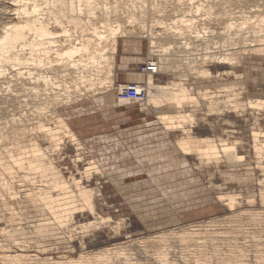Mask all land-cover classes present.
Instances as JSON below:
<instances>
[{"label":"bare ground","instance_id":"bare-ground-1","mask_svg":"<svg viewBox=\"0 0 264 264\" xmlns=\"http://www.w3.org/2000/svg\"><path fill=\"white\" fill-rule=\"evenodd\" d=\"M131 1L132 7L129 4L123 6V0H13L11 7L0 4V207L10 209L11 219L15 218L21 203L20 188L27 187L26 198L48 210L59 225L86 211L97 216L100 222L106 220L97 211V197L102 195L100 186H83L82 180L71 182L62 176L41 139L52 142L55 151L60 150L66 138L79 152L84 150L85 144L72 128V121L65 118L59 108L69 106L73 100L91 91L112 87L119 38L126 37L128 31L122 20L114 18L121 12L126 13L130 25L139 24L141 30L147 32L152 52L159 56V73L181 72L178 80L168 84L156 83L155 75L149 74L146 85L147 108L159 111L157 121L165 134L175 136L174 142L181 154L197 158L201 166L215 164L221 167L225 163L230 169L246 160V155L239 152V148L245 146L243 139L193 135L198 125V118L193 113L197 108L206 106L208 115L225 111L214 93H202L185 82L192 70L191 76L193 73L203 78L213 76L212 70L204 66L207 60L236 65L239 49L220 52V55L204 46L206 51L202 56L193 60L187 58L181 63L179 58L175 59L176 53L189 48L192 43L199 45L201 39L207 42V32L203 31L207 29L201 30L196 18L184 11L175 13L169 20L155 18L162 28L161 33H155L145 18H139L149 1ZM151 3L159 5V12L165 13L166 7L158 0ZM202 5L196 7V12L203 8ZM206 6L207 14L212 6ZM255 15L257 19L253 22L261 28L264 13ZM193 38L196 39L192 41ZM249 48L247 50L264 54V37ZM200 61L202 64L197 65ZM175 63H178L176 68ZM185 63L194 64L185 68L190 70L188 73L181 71L180 65ZM225 73L236 75L233 70ZM15 84L16 87L20 84L21 90L15 89ZM222 90L227 94L228 110L232 108L234 113L243 115L249 108L264 109V99H242L244 87L228 85ZM20 96L24 99H19ZM11 110L12 113L3 116ZM252 139L255 154L263 159L264 130L255 128ZM94 171L103 174L93 159L85 169L86 176L90 178ZM32 179H40L42 184L26 185ZM218 198L232 211L240 203V195L236 193L222 194ZM253 201L255 198L250 197L249 202ZM0 232L11 234L3 227ZM8 237L15 245L8 243ZM0 247V264H264V209L233 212L96 252H83L78 257L44 256L40 250L32 252L30 245L9 235L1 241Z\"/></svg>","mask_w":264,"mask_h":264},{"label":"rangeland","instance_id":"rangeland-1","mask_svg":"<svg viewBox=\"0 0 264 264\" xmlns=\"http://www.w3.org/2000/svg\"><path fill=\"white\" fill-rule=\"evenodd\" d=\"M130 1L123 0V6L129 4L132 7L133 1ZM148 1V6L151 7L147 6L144 14H139V18H145L155 33L162 31L154 21L155 18L169 20L175 13L184 11L196 18L201 30L207 29L203 30L207 32L204 33L207 35V42L201 39L197 43L199 45L192 43L189 48H182V52L176 53L175 59L179 58L181 63L187 58L193 60L198 55L202 56L206 51L204 46H209L210 51L215 50L218 54L234 50L236 52L238 49L242 51H237V56L240 55L238 59L241 60H237L239 64H234V67L221 61L207 60L204 66L213 72V76L209 78L197 77L195 73V77L191 76L190 72L193 70L186 69L194 64L179 65L181 71H190L185 82L202 93H214L216 101L220 102L223 112L225 111L219 115H208L206 106L201 105L193 112L198 118L193 135L243 139L246 141L245 146L240 147L239 152L247 158L237 168L230 169L225 163L221 167L215 164L201 166L197 158L182 155L174 142L175 136L165 134L164 128L157 121L159 111L147 108L146 97L140 101L121 100L124 98L118 94L119 85L133 82H124L125 74L115 75L114 83L109 89L91 91L73 100L69 106L59 108L64 117L72 121V128L85 144L84 150L79 152L69 142V138H66L60 150L55 151L52 142L41 139L62 176L71 182L74 179L82 180L83 186H100L102 195L97 197V211L106 220L100 222L97 216L86 211L77 213L66 224L59 225L54 222L48 210L26 198L27 187H21V203L18 204L14 219L10 218V209L0 207V227L6 228L11 233L9 236L30 245L32 252L40 250L41 255L56 258L78 257L83 252H96L119 243L171 228L203 223L233 212L264 209V158H258L252 148L253 130H264V109L249 108L243 115L234 113L232 108L228 110L225 104L227 94L222 92L223 86L238 85L245 88L243 100L264 99V54L247 50L252 43H258L264 37V26L260 28L261 25L253 22L257 19L255 14L264 13V0H193L194 3L189 0H181L184 3L179 0H158L166 7L165 13L159 12V5H152L151 2L155 0ZM12 2L13 0H0L2 7H11ZM202 3L205 8H208L206 4L212 6L207 14L203 5L196 12V7ZM122 13L114 18L122 20L128 31L126 37L119 38L115 69L124 55H135L140 51V47L138 50L128 49L125 44H141L144 63L150 54L154 55L151 39L145 29L141 30L139 24L130 25L126 20V13ZM246 19L252 20L248 22ZM242 22L244 28H241ZM155 56L159 59L158 55ZM200 64L201 61L197 63ZM141 66L138 65L137 68V73L142 75L139 83L147 85L149 75L141 73ZM174 66L176 68L178 63ZM227 70H233L237 76L226 74ZM180 73L160 72L155 75V82L171 83L179 79ZM19 85L16 87L15 84L14 88L21 90ZM19 99L24 97L20 96ZM12 112H4L3 116ZM179 135L182 136L181 133ZM79 155L82 159L78 158ZM93 159L97 161L103 174L99 175L94 171L88 178L85 169ZM41 182L40 179H32L26 185L40 186ZM74 188H77L76 185ZM233 193L240 195V203L234 211L218 198L219 195ZM250 197L255 198L253 203L249 202ZM91 221L96 222L89 224ZM8 235L0 232V243ZM8 243L15 245L11 238Z\"/></svg>","mask_w":264,"mask_h":264},{"label":"built area","instance_id":"built-area-1","mask_svg":"<svg viewBox=\"0 0 264 264\" xmlns=\"http://www.w3.org/2000/svg\"><path fill=\"white\" fill-rule=\"evenodd\" d=\"M144 74H159V59L157 56L150 54L146 62L140 68ZM118 94L124 99L131 101H140L147 96L146 84L133 82L129 84H121L118 87Z\"/></svg>","mask_w":264,"mask_h":264},{"label":"crops","instance_id":"crops-1","mask_svg":"<svg viewBox=\"0 0 264 264\" xmlns=\"http://www.w3.org/2000/svg\"><path fill=\"white\" fill-rule=\"evenodd\" d=\"M125 45L128 49L135 50H138L140 47V51L136 52L135 55L129 53L120 58L117 63V69H115V75H119L120 73L125 74L123 79L124 82H139L142 75L139 72L137 73V68L138 65H142L144 63L143 59H145L142 45H138L136 43Z\"/></svg>","mask_w":264,"mask_h":264}]
</instances>
